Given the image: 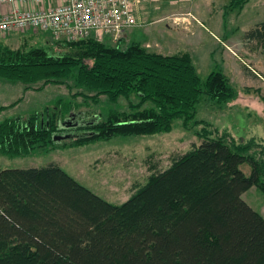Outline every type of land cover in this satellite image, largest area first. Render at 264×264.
<instances>
[{
	"label": "trees",
	"instance_id": "obj_1",
	"mask_svg": "<svg viewBox=\"0 0 264 264\" xmlns=\"http://www.w3.org/2000/svg\"><path fill=\"white\" fill-rule=\"evenodd\" d=\"M246 1L229 6L240 9ZM122 36L114 44L93 35L47 46L0 42V78L25 90L75 89L69 101L58 98L41 112L2 119L0 154L46 149L54 134H79L71 137L78 145L168 132L176 119L187 128L203 123L193 120L202 94L219 104L236 97L222 71L201 79L188 52L164 54L139 41L124 45ZM244 38L264 44V21ZM101 96L124 100L126 109L81 115V104H97ZM17 101L0 105V112ZM211 133L197 130L198 144L152 171L120 204L55 163L0 167V264H264V217L241 197L251 186L264 193V146L253 137Z\"/></svg>",
	"mask_w": 264,
	"mask_h": 264
},
{
	"label": "rangeland",
	"instance_id": "obj_2",
	"mask_svg": "<svg viewBox=\"0 0 264 264\" xmlns=\"http://www.w3.org/2000/svg\"><path fill=\"white\" fill-rule=\"evenodd\" d=\"M229 1L139 0L134 5V16L140 5L146 10L142 12V19L139 18L143 24L126 29L123 42L125 45L129 41L147 40L150 50L164 54L188 52L201 79L212 70L222 71L229 78L237 91L234 99L219 104L204 94L200 96L193 120L202 121V124L190 122L185 128L181 120L176 119L168 132L112 137L78 145L71 144L73 138L54 140L46 149L15 156L0 154V167L55 163L96 195L120 204L131 195L133 188L146 182L152 171L166 168L172 158L198 144L200 139L196 131L202 127L212 135L226 132L227 137L236 140L253 137L264 146V44L244 38L249 28L264 21V0H248L240 9L229 6ZM15 34L9 38L0 36V40L11 47L56 45L54 42L59 40L48 33L29 29ZM102 39L114 44L111 36ZM0 83L6 84L0 85V105L20 96L15 107H6L0 112V121L41 112L58 98L69 101L70 94L75 91L62 84L25 90L20 82L12 85L0 78ZM81 100V97L75 99ZM132 100L136 101V97ZM149 105V102L144 104ZM109 108L126 109L125 101L109 103L101 96L97 104L88 101L79 106V110L85 111L81 115L87 116L86 119L92 118L94 112L103 113ZM75 111L73 108L72 112ZM239 167L245 175L249 174L250 167L246 163ZM241 197L264 217V193L251 186Z\"/></svg>",
	"mask_w": 264,
	"mask_h": 264
},
{
	"label": "built area",
	"instance_id": "obj_3",
	"mask_svg": "<svg viewBox=\"0 0 264 264\" xmlns=\"http://www.w3.org/2000/svg\"><path fill=\"white\" fill-rule=\"evenodd\" d=\"M139 0H0V34L9 31L47 32L55 39L77 40L90 35L117 41L136 24Z\"/></svg>",
	"mask_w": 264,
	"mask_h": 264
},
{
	"label": "crops",
	"instance_id": "obj_4",
	"mask_svg": "<svg viewBox=\"0 0 264 264\" xmlns=\"http://www.w3.org/2000/svg\"><path fill=\"white\" fill-rule=\"evenodd\" d=\"M7 7L8 6H0V12L1 11H3V10H6L7 9ZM144 11H146V10H144V9H142V7L139 5L137 8H136V10H135V17H136V19L137 20H139L138 22L136 21V24L134 25V26H138V25H140V24H143V20H140L139 18H141L142 19V12H143V14H144ZM163 17V16H162ZM162 17H160V18H162ZM133 27V26H132ZM20 31H9V32H7V33H3V34H0V36L1 37H5V38H9V37H11V36H15L16 34L15 33H19ZM45 33H47V32H45ZM126 37V30L124 31V33H123V36H122V39L124 40V38ZM0 42L1 43H3V44H6V45H8L9 46V43H5L4 41H2V40H0ZM139 42H141V41H139ZM144 46H146L147 47V44H148V41L147 40H145V41H143V42H141ZM156 43V42H155ZM150 44V43H149ZM11 47V46H10ZM153 47V46H152ZM13 48V47H12ZM2 79V78H1ZM10 82H12V85H14L15 84V81H10ZM0 85H2V86H4V85H6V84H4V83H0ZM9 85V84H8ZM15 100H18L17 101V103L16 104H14L13 106H10V107H15L17 104H18V102H19V100H20V96L17 98V99H15ZM15 100H13V101H15ZM13 101H8V102H5V103H3V104H1V105H3V106H7V105H9L10 103H12ZM4 110V109H3ZM2 110V111H3ZM1 111V112H2Z\"/></svg>",
	"mask_w": 264,
	"mask_h": 264
},
{
	"label": "water",
	"instance_id": "obj_5",
	"mask_svg": "<svg viewBox=\"0 0 264 264\" xmlns=\"http://www.w3.org/2000/svg\"><path fill=\"white\" fill-rule=\"evenodd\" d=\"M79 134H71V133H66V134H54L52 138L54 140H59V139H66V138H71V137H76Z\"/></svg>",
	"mask_w": 264,
	"mask_h": 264
},
{
	"label": "flooded vegetation",
	"instance_id": "obj_6",
	"mask_svg": "<svg viewBox=\"0 0 264 264\" xmlns=\"http://www.w3.org/2000/svg\"><path fill=\"white\" fill-rule=\"evenodd\" d=\"M68 128H74L73 126H66L65 129H68Z\"/></svg>",
	"mask_w": 264,
	"mask_h": 264
}]
</instances>
